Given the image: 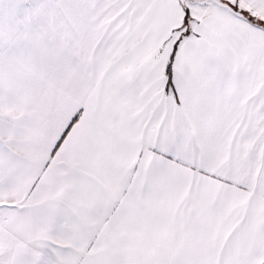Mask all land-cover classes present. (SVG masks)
<instances>
[{
    "label": "snow or ice",
    "instance_id": "6c2138e0",
    "mask_svg": "<svg viewBox=\"0 0 264 264\" xmlns=\"http://www.w3.org/2000/svg\"><path fill=\"white\" fill-rule=\"evenodd\" d=\"M0 264H264V0H0Z\"/></svg>",
    "mask_w": 264,
    "mask_h": 264
}]
</instances>
